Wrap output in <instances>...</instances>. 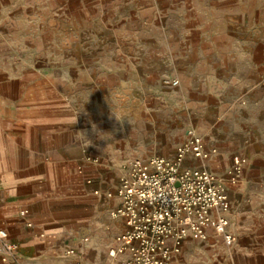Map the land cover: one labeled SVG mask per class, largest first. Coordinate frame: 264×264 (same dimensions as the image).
Listing matches in <instances>:
<instances>
[{
  "label": "crops",
  "instance_id": "crops-1",
  "mask_svg": "<svg viewBox=\"0 0 264 264\" xmlns=\"http://www.w3.org/2000/svg\"><path fill=\"white\" fill-rule=\"evenodd\" d=\"M209 106L217 159L253 155L228 189L236 239L207 229L172 264H264V0H0V228L23 264H118L100 256L125 227L105 195L121 167L85 155L112 130L172 155V118Z\"/></svg>",
  "mask_w": 264,
  "mask_h": 264
},
{
  "label": "built area",
  "instance_id": "built-area-1",
  "mask_svg": "<svg viewBox=\"0 0 264 264\" xmlns=\"http://www.w3.org/2000/svg\"><path fill=\"white\" fill-rule=\"evenodd\" d=\"M162 83L175 85L177 80L163 79ZM215 152L206 147L195 129L188 128L172 155L126 160L116 185L105 192L107 197L118 199L110 216L121 218L125 225L113 237L108 256L118 264H172L183 241L204 240L207 229L231 246L236 238L228 230L227 185L240 182L247 158L232 155L226 173L218 176L205 164ZM84 159L94 164L99 161L90 153ZM91 182L90 178L85 180L86 184ZM26 213L27 209L20 211V215ZM65 254L77 253L67 247ZM0 260L2 264H23L18 243L9 239L4 228H0ZM76 264L83 262L78 260Z\"/></svg>",
  "mask_w": 264,
  "mask_h": 264
},
{
  "label": "rangeland",
  "instance_id": "rangeland-1",
  "mask_svg": "<svg viewBox=\"0 0 264 264\" xmlns=\"http://www.w3.org/2000/svg\"><path fill=\"white\" fill-rule=\"evenodd\" d=\"M107 102H109V100ZM210 107L211 106L207 108H203V109L188 107L187 113H186V120L184 121L182 117L176 118L177 125H175L174 123L175 118L174 117L172 118L171 120L172 132L170 134L171 136L170 141L171 143H174L175 147H177L179 143L183 140L185 130L188 128H193L196 130V132L203 138L204 143L206 144V147H211V144L216 142V140H214L211 137V132H212L211 130L216 129L217 127L212 126L213 122L211 121V116L213 115V112ZM112 110L113 109L107 108V114H108L109 119H113V118H110V116L111 117L113 116ZM204 122H207V123H204ZM110 132L112 133L111 134L112 136L108 139V141H106V143L109 145L111 150L105 153L104 152L103 153L98 152L97 154L92 153L94 154L93 156L96 155V157H98L99 161L97 164L102 165V167H104L103 165H108L106 162H109L110 164H112L114 160L118 162L119 166L121 167V165L126 160L132 157H145L146 155H140V154H135V153H130V152L134 148L140 145L162 144L163 137H164V134L162 132H157L156 134H154L155 137L157 138L155 140H131L130 138H127V137L125 138L124 136L125 134L123 135L122 133L120 134L121 131L119 132V131L112 130ZM236 152L238 151L237 150L231 151L225 154L224 156H221V157L219 156L221 159H217L218 157H216V155L218 154L220 155V152L217 150L216 154H211L209 156L205 164L208 167V169L216 172L218 176H222L226 173V170L228 168L229 159L231 157L230 155ZM252 157L253 155H248V158L246 159V162L243 167V172L248 167V165H250V161L252 160ZM106 169H108V166L106 167ZM239 183H237L236 185H227V187L229 190L230 188L237 189L238 187L236 186ZM83 236L79 237V240ZM107 250L108 248H106L105 251L101 253L100 259L102 261L111 259L107 254ZM78 251L80 252V254L81 253L83 254L85 252V249L83 248V246L82 247L80 246L78 247ZM204 264H211V263L204 262Z\"/></svg>",
  "mask_w": 264,
  "mask_h": 264
}]
</instances>
